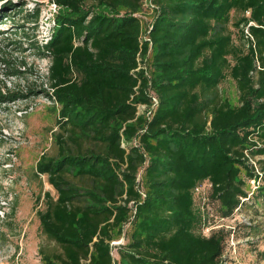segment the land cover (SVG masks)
<instances>
[{
  "label": "trees",
  "instance_id": "trees-1",
  "mask_svg": "<svg viewBox=\"0 0 264 264\" xmlns=\"http://www.w3.org/2000/svg\"><path fill=\"white\" fill-rule=\"evenodd\" d=\"M54 2L45 43L23 31L50 59L42 92L59 106L53 150L35 167L56 192L36 211L50 242L39 246L42 262L226 264V233L202 232L196 191L210 184L223 219L249 199L264 209V165L253 162L264 154V0ZM17 10L3 3L0 26ZM147 11L148 31L136 16ZM39 15L22 20L36 26ZM229 79L235 105L221 91ZM22 96L0 86V100Z\"/></svg>",
  "mask_w": 264,
  "mask_h": 264
},
{
  "label": "rangeland",
  "instance_id": "rangeland-1",
  "mask_svg": "<svg viewBox=\"0 0 264 264\" xmlns=\"http://www.w3.org/2000/svg\"><path fill=\"white\" fill-rule=\"evenodd\" d=\"M10 1L17 9L13 17L0 26V86L4 92H17L24 96L15 101L0 100V264H44L39 246L50 245L41 233L36 211L44 208V192L56 194L46 175L38 177L35 167L43 153L53 150L57 127L56 105L44 92L50 59L38 54V49L24 37L26 31L39 44L45 43L55 29L60 8L54 0H0ZM40 10L37 25L22 20L28 12ZM144 29L153 19V12H145ZM233 21L240 17L233 13ZM6 19V18H4ZM13 19L16 21L12 23ZM24 24V25H23ZM234 37L239 32L232 26ZM153 48L151 47L147 71L152 74ZM221 91L232 104L238 103V91L232 80L221 84ZM140 114H148L147 108ZM260 169L264 154L253 162ZM255 183V182H254ZM250 182L249 190H255ZM210 184L204 182L196 191V205L206 217L202 232L223 229L226 233L223 260L226 264H264L259 252L264 250V209L254 200L246 202L232 216L223 219L219 205L210 197ZM42 195L41 200H37ZM255 225L250 228L249 224ZM124 237L115 242L123 243ZM116 250L114 253L116 254Z\"/></svg>",
  "mask_w": 264,
  "mask_h": 264
},
{
  "label": "built area",
  "instance_id": "built-area-1",
  "mask_svg": "<svg viewBox=\"0 0 264 264\" xmlns=\"http://www.w3.org/2000/svg\"><path fill=\"white\" fill-rule=\"evenodd\" d=\"M145 5H149V2H148V0H146V4ZM145 12H142V13H138V14H136V16L137 17H139L140 19H141V21H142V23H143V18H145ZM152 21H153V19H151L150 21H149V23H148V25H147V27H146V29H144V30H149L150 28H151V26H152ZM144 25V24H143ZM145 37L144 38H146V34L144 35ZM141 67V66H140ZM144 68H146V67H144ZM153 106H155L157 103H158V100H157V98L156 97H154L153 98ZM145 109V108H147V106L146 105H144V104H141V105H139V111L141 110V109ZM148 114H150V111H148ZM199 188H197V190H198ZM114 244H118L117 242H114Z\"/></svg>",
  "mask_w": 264,
  "mask_h": 264
}]
</instances>
